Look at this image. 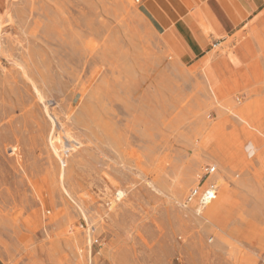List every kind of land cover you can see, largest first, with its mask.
Returning a JSON list of instances; mask_svg holds the SVG:
<instances>
[{
	"label": "rangeland",
	"instance_id": "rangeland-1",
	"mask_svg": "<svg viewBox=\"0 0 264 264\" xmlns=\"http://www.w3.org/2000/svg\"><path fill=\"white\" fill-rule=\"evenodd\" d=\"M145 21L0 0V264H264L260 51L227 48L212 86ZM210 166L228 201L205 220L185 200Z\"/></svg>",
	"mask_w": 264,
	"mask_h": 264
},
{
	"label": "crops",
	"instance_id": "crops-1",
	"mask_svg": "<svg viewBox=\"0 0 264 264\" xmlns=\"http://www.w3.org/2000/svg\"><path fill=\"white\" fill-rule=\"evenodd\" d=\"M138 3L145 23L153 34L161 35L167 50H173L194 70L200 69L203 79L201 68L207 64L205 74L212 86L230 70L227 48L242 49L251 43L260 51L264 71V50L254 33L264 22V0H139ZM259 29L264 30V25ZM261 39L264 44V35ZM247 59L248 65L252 56ZM248 77L243 70L235 80L244 83Z\"/></svg>",
	"mask_w": 264,
	"mask_h": 264
},
{
	"label": "built area",
	"instance_id": "built-area-1",
	"mask_svg": "<svg viewBox=\"0 0 264 264\" xmlns=\"http://www.w3.org/2000/svg\"><path fill=\"white\" fill-rule=\"evenodd\" d=\"M138 3L139 0H136ZM216 174V167H208L202 178V181L199 183V187L192 188L188 193L185 204L189 205L194 202H197L198 205L202 208L208 207L212 204L218 196V185L216 182H211L207 186H204L208 179Z\"/></svg>",
	"mask_w": 264,
	"mask_h": 264
},
{
	"label": "bare ground",
	"instance_id": "bare-ground-1",
	"mask_svg": "<svg viewBox=\"0 0 264 264\" xmlns=\"http://www.w3.org/2000/svg\"><path fill=\"white\" fill-rule=\"evenodd\" d=\"M260 141H261V139H260ZM256 149H259V147L258 146L254 147L251 144H249V145L246 146V150L249 152L250 155L256 154ZM244 167H245V165H244ZM211 182H215V181H211ZM211 182H210V179H208V181L206 182V184L204 186H207ZM227 191H228V188L226 186H224L222 188V193H218V196L216 198V203L214 205L208 207V209H207L206 212L205 211L203 212V210L205 208L199 207L198 205L196 207L195 206L193 207V208H195V210L190 207V209L192 210V212H194L193 215H195V217H197L196 215H200L201 218L202 219H205V220H207L208 218H211V217L215 216L218 212H220L226 206V203L228 201V200L226 201V198H225L226 194H228ZM120 195H123V192L122 191L120 192ZM194 203H196V202H194ZM194 203L189 204V205L190 206L191 205L193 206ZM191 210H190V212H191Z\"/></svg>",
	"mask_w": 264,
	"mask_h": 264
}]
</instances>
